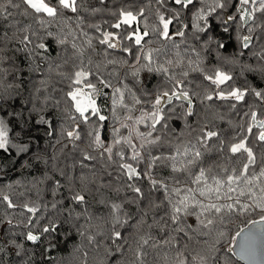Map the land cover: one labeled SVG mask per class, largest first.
Instances as JSON below:
<instances>
[{
	"label": "trees",
	"instance_id": "16d2710c",
	"mask_svg": "<svg viewBox=\"0 0 264 264\" xmlns=\"http://www.w3.org/2000/svg\"><path fill=\"white\" fill-rule=\"evenodd\" d=\"M51 2L55 3V0ZM225 3V9H217V12L209 17L208 22L211 27L206 33L197 32L195 28V12L200 7H206L202 2L184 9L176 5L174 0H103V2L84 0V7L77 13L63 10L47 28H41L34 16H22L20 13L24 5H21L20 9H10L13 16L7 19L0 17V91L7 88V85H12L7 89L5 99L0 101V116L9 122L13 130L14 142L29 144L27 153L18 154L14 148L10 149L7 155L0 151V160H2L0 192L9 194L13 203L18 205L16 208H8L7 203L0 199V247L3 248V251H0V264H135L136 257L133 251L136 248L135 241L140 235H144L145 238L150 237L149 244L142 249L146 253L142 257L143 264H176L177 252H182L189 258L190 264H193L192 257L203 250V241L206 239L210 243L219 240L216 244L218 251L212 257L210 264H244L236 257L232 240L238 230L250 224V220L259 219L258 211L249 214H227L230 219L226 218L225 224L218 225L208 237L200 234L205 230L200 229L194 216L185 218L186 224L191 225L192 229L186 228L187 235L173 233L171 228L162 232L155 222L161 221V217L167 219L168 205L162 203L165 194L162 189L150 190V181L145 175L146 171H150L155 179L164 181L170 189L183 187L186 183L188 186L197 187L191 184V177L185 173L173 172L168 165L158 163L157 167L148 168L149 153L167 156L174 154L177 146L183 150L186 145L189 147L195 145L201 151L202 159L191 165L189 171L195 175L201 167L211 169L208 173L209 183L212 182V176L223 179L231 174L232 168L239 171L246 162L243 154L233 155L228 147L236 142L233 137L240 131V126L247 128L251 122L250 116L244 115L245 112H249L250 109L257 111L258 118L264 119V101L251 92L244 102L237 104L235 109L230 107L232 103L230 101H220L215 98L211 101L204 100L205 93L213 91L214 88L204 79V73L192 71L187 63L189 59L197 60L195 52H199V59L202 61L200 67L209 75L213 74L216 68L229 72L215 65L222 63L235 69V74L241 78L242 83H245L243 86L236 84L232 86L242 89L246 87L264 89V71L259 70L264 68V59L261 58L264 55V27H262L264 14L257 12L255 19L249 20L245 25L237 11L240 7L239 0H225ZM256 6H259L258 3ZM95 8H99L100 11L93 12ZM121 9L132 11L134 14H138L143 9V15H138L137 22L131 26L121 24V27L116 29L113 25L119 22ZM177 11L180 16L169 27L170 39H164L153 31V28L162 27L158 14H163L167 19ZM227 15L235 16L236 20L224 25L222 21ZM79 17L83 18V23L79 22ZM13 20L20 21L21 27L30 24L32 29L38 32L39 38L32 37L33 43L28 45L27 51L23 49L19 38L7 39L3 36V33L7 32L8 37H12L13 32L16 31L15 27L9 26ZM200 24L201 27L204 26L203 21H200ZM91 25H99V28ZM182 25L188 27L184 28ZM145 26L149 35L144 38L142 46L145 52L148 49L153 50L151 67L155 69L163 65L169 69L168 73L149 72L141 68L138 76L132 75L130 66L140 67L146 61L143 53L140 52L141 46L134 45L124 37L137 28L142 34ZM224 27H228V32L223 31ZM249 28L253 31L249 32ZM47 31L57 35L75 32L76 43L84 50L83 56H77L76 50L72 49L70 44L59 45L52 38L46 37ZM178 31H183L184 36L175 35ZM104 32L117 34L121 46L109 49L106 45L100 44ZM246 35L253 38L248 49L242 47V37ZM209 37L212 38V43L205 47ZM68 38L70 41L73 39L71 35ZM89 38L92 41L91 46L87 43ZM40 42L49 44L47 51L35 49V45ZM217 42L224 43L225 47H218ZM126 47L132 49L131 55L123 51ZM177 53L183 58L184 63L177 64L179 58ZM136 56H140L139 65L136 64ZM109 60L116 62L109 63ZM168 60L173 63L169 65ZM50 64L53 68L55 65L61 67L49 72ZM81 66L93 73L87 81L95 84L99 90L100 94L96 97L97 105L101 109L100 114L107 119L99 121L96 117H92L87 124L81 123V139L75 141L77 146L73 147V142L62 137L60 133L61 127L69 123L66 121L64 109L70 106V98L66 96V93L72 90L70 77ZM245 66H251L257 71H249ZM61 72L66 75H60ZM184 72H188L187 77L183 75ZM231 74L234 78V73ZM171 76H175V80L183 81L181 87L192 96L197 115L188 117L185 122L181 117L188 106L187 102L173 99L164 109L166 117L171 116V119H166L168 127L161 128L157 125V131L153 136L159 135L160 143L143 150L145 157L143 161L139 163L132 161L131 149L123 143L114 149L112 161L107 159L106 154L101 156L100 152L103 149H96L92 144L94 130L99 131L105 147L112 143L114 128H119L121 135H128L130 128L137 127L135 119L142 112L154 110L152 103L159 92L174 90L175 80L170 79ZM42 80L45 81L44 85L40 83ZM101 80L110 86L106 87ZM222 87L226 88V86ZM38 88L41 89L39 93L36 91ZM117 88L124 91V104L131 109L129 111L117 105L116 116L119 119L113 117L112 103ZM133 96L138 97L141 103H135ZM46 97L47 103H43ZM218 103L230 108L231 117L223 114ZM33 104L42 111H31ZM172 108H175V111L170 112ZM11 112H23L26 117L30 115L27 124L13 119L9 115ZM129 115L133 120H125ZM41 116L51 120L52 136L47 135L45 125L38 123ZM120 121H124L130 127L121 128ZM77 122H80L79 117ZM205 125L209 130L220 133L219 138L208 141L206 146L197 143L199 130ZM21 127L24 128L22 133ZM138 128L141 132L150 130L146 124L138 125ZM90 132L92 135H89ZM256 133L257 129L254 127L248 142L256 153L257 161L255 166L250 167L249 174H258L260 168L264 167V143L257 141ZM57 140H60L59 144L56 143ZM133 142L137 145L140 143L135 135ZM221 142H223V150H220ZM119 149L125 152L124 161L115 155ZM84 152L95 159H85ZM122 162L133 163L134 167L141 171V177L129 180L124 170L120 168ZM224 168H228L229 172L225 173ZM61 171L64 175H60ZM82 175L87 177L85 183H81L79 179ZM56 180L60 181L62 187L53 195ZM176 180H179L180 184H176ZM129 184L140 187L145 197L140 199L138 194L128 187ZM8 185H11V188L7 187ZM258 188L259 186H257V195H259ZM76 192L85 195L84 203H76L71 199ZM241 201L251 202L247 197H242ZM221 202L231 203V201ZM25 203L38 208L35 215L22 207ZM53 203H56L55 208L52 207ZM113 203L123 206L119 215L122 220L128 221L123 226H115V230L120 231L123 237L115 242L111 238L113 230L111 204ZM152 204L161 206L155 208L151 207ZM141 216H144L146 224L142 229H137L135 225ZM30 219L31 224H29ZM9 220H11L10 224ZM49 221L56 225V231L41 234L44 226H50ZM147 225L152 227L149 228ZM220 231L225 232L226 235L219 237ZM28 232L40 235V240L28 241L26 239ZM169 235L175 237L172 245H161L158 248L151 246ZM118 245L122 247V251H117Z\"/></svg>",
	"mask_w": 264,
	"mask_h": 264
},
{
	"label": "snow or ice",
	"instance_id": "6c2138e0",
	"mask_svg": "<svg viewBox=\"0 0 264 264\" xmlns=\"http://www.w3.org/2000/svg\"><path fill=\"white\" fill-rule=\"evenodd\" d=\"M103 2V0H101ZM202 2L206 5V7H200L195 12V28L197 32L206 33L210 30L211 25L209 24V17L212 16L213 13L217 12V9L223 10L226 8L225 0H174L176 5H180L184 9H188L189 6H194L195 3ZM258 3V7L256 6ZM21 5H24L22 12L20 13L24 17L34 16L36 17L37 23L41 28H47V26L54 20L57 19L58 16L62 14L63 10H70L73 13H77L78 10L84 7V0H55V3H52L51 0H0V17L7 19L10 16H13V12L10 9H20ZM240 7L237 11L240 14L241 21L247 25L249 20L255 19V14L260 12L264 14V0H239ZM250 7H246L249 6ZM31 10V11H30ZM87 10V9H85ZM93 12H99V8H95L92 10ZM138 15H143V9L140 10L138 14H134L132 11H125L123 9L120 10V20L116 24L113 25L114 28L119 29L121 24L131 26L134 22H137ZM180 16V13L174 12V15L170 18H165L163 14H158V19L160 28H153L154 32H157L164 39H170L169 27L173 24L174 20H177ZM236 20V17L233 15H227L222 23L224 25H228L229 22H233ZM200 21L204 22V26L201 27ZM79 22L83 23V18L79 17ZM21 22L18 20H13L10 22V27H15L16 31L13 32L12 37H8L7 32L3 33V36L7 39H15L19 38V42L23 45V49L25 51L28 50V45L33 43L32 37H38V32L32 29L30 24L20 26ZM91 27L99 28V25H91ZM182 27L187 28L188 25H182ZM264 27V25H262ZM228 27H224L223 31L228 32ZM249 32H252L253 29L249 28ZM69 35L73 37V39L69 40ZM86 35V34H85ZM149 35L147 31V26H145V30L141 34L138 28L132 31L130 34L124 37V39L130 40L136 46L140 47V52L144 55L145 64L140 67H136V65H131L132 75L138 76L141 68L147 69L149 72L157 71L168 73L169 69L161 65L153 69L151 67L152 64V49H148L146 52L142 46V42L144 38ZM175 35L184 36L183 31H178ZM46 37L52 38V40L59 45H71L72 49L76 50L77 56H83V48L79 47L76 43V33L70 32L68 35H57L52 31L46 32ZM199 39V37H198ZM252 36L246 35L242 37L243 44L242 47L244 49H248L251 42ZM116 40L117 42H113ZM89 46H91V38L87 40ZM100 44L106 45L109 49H115L120 47L119 37L117 34L112 32H104L103 39L99 41ZM212 43V38L209 37L208 41L205 44ZM218 47L224 48L225 44L222 42H217ZM49 48V44L40 42L35 45V49L47 51ZM123 51L129 53L131 55V48H123ZM195 52V50L193 49ZM243 53H241L242 55ZM197 56V60L189 59L187 61L192 71H198L204 73V79L209 81L213 86L214 90L206 92L203 99L211 101L214 98L220 101H230V107L235 109L238 103H242L245 101L246 96L251 92L252 95L264 101V89L256 90L255 88H240L235 87L229 84L230 81H233V75L230 72L223 71L219 68L214 69L213 74L209 75L204 71L202 67H200L202 61L199 59V52H195ZM179 57V53H177ZM264 59V55L261 57ZM109 63H115L116 61L109 60ZM91 63V61H89ZM127 63V61H124ZM167 63L171 65L173 61L168 60ZM184 63L183 58L179 57L177 60V64ZM136 64H140V56H136ZM38 67V66H37ZM61 65H55V68L50 64L48 71L52 72L54 70H58ZM249 71H257V69H253L251 66H245ZM260 71H264V68L259 69ZM60 75H66V73H59ZM93 73L90 70H85L84 67H79L74 73H72L70 79L72 80V90L66 93V96L70 98V106H67L64 109L66 115V121L69 122L67 126L61 127V136L67 138L69 141L73 142V147H76L75 141L81 139V123L87 124L92 117H96L99 121H104L107 119L106 116L100 114L101 109L97 105L96 97L100 94L95 84L87 81V78L92 76ZM183 75L185 77L188 76V72H184ZM170 79L175 80V76H171ZM41 85L45 84V81H40ZM101 83L108 85L105 81L101 80ZM183 85L182 80H175L174 90L162 91L159 92L152 103L153 111L151 112H142L141 115L135 119V124L137 127L130 128L128 135L124 136L120 134L119 128L113 129L114 138L112 143L105 147L104 141L101 139L99 131H95L94 139L92 144L96 149H103L100 152L101 156L107 155V159L112 161L114 149H116L117 145H121L122 143L127 145L131 149L130 159L134 162L139 163L145 159L143 155V150L147 148H151L152 146H156L160 143L161 137L159 135L153 136V133L157 131V125H160L161 128H167L168 125L166 123V119H171V116H167L165 114V105L171 104L173 99L177 101H186L187 108L184 110L182 119L187 121L188 117H195L197 114L193 107L192 96L188 91L183 90L181 87ZM222 86H226L222 87ZM12 85H7V88L0 91V101L5 99V94L8 88H11ZM179 90H176V89ZM39 93L41 89H36ZM118 97V98H117ZM47 97L43 101V103H47ZM135 103L139 104L141 101L138 97L133 96ZM113 117L119 119L116 116V106L119 105L125 109H128V105L124 104V91L117 88L114 91L113 95ZM131 111V109H128ZM33 112L42 111V109L36 108L35 104H33L32 110ZM170 112L175 111V108L169 110ZM9 115L17 120L23 121L24 124H27L28 117L24 116L23 112H11ZM245 116H250V123L247 128H244L242 125L240 126V131L237 132V135L233 137L236 141L231 143L228 147V150L233 155L243 154L246 157V162L243 163L242 167L239 171L236 168L231 169V174L226 175L225 178L221 179L217 176H212V182L209 183V175L208 173L211 169H205L203 167L199 168L198 174L193 175L189 168L191 165L196 164L198 161L202 159L201 151L195 146L192 145L184 146L183 150H181L180 146H177L174 154H169L167 156L163 155H151L149 153L150 159L148 160V168L152 169L159 165H168L171 167L173 172L176 173H185L189 177H191V184L196 185L197 187L188 186L187 183L183 187H172L169 188V185L166 184L162 180L155 179L150 171H146L145 175L150 181L151 189L150 190H160L162 189L165 198L162 203H166L168 205V209L166 211L167 219L161 217V221H156L157 227L165 232L169 228H171V232L173 233H185L186 228L191 229V225L186 224V217L194 216L198 221L200 229L205 231H201L200 234L208 237L211 233L217 228L218 225L223 226L225 224L226 218L230 219V216L227 214H249L256 213L258 211L259 219L258 220H250L249 222L252 225H260V239L264 240V167H261L259 173L249 174V169L251 166L256 165V153L253 151V148L249 146V137L253 134V128L257 129L256 139L260 143H264V119H259V113L257 111H252L244 113ZM77 117H79L80 122H77ZM125 120H133L131 115L125 117ZM38 123L45 125L47 127V135H53L52 122L51 120L46 119L41 116ZM146 124L150 129L147 132H141L138 128V125ZM186 126L190 127V125ZM120 127L128 129L130 126L124 121H120ZM24 128H20V132L22 133ZM200 135L197 137V143L202 145H207V142L212 140L213 138H219L220 133L218 131L209 130L207 125L200 128ZM243 133V135H241ZM13 130L9 125V122L4 119L3 116H0V151H3L6 155L9 153V150L14 148L17 150L18 154L27 153L29 150V144L26 143H16L13 138ZM18 135V134H17ZM89 135H92L90 132ZM139 138V145L133 142V136ZM57 144L60 143V140L56 141ZM66 146V145H65ZM223 150V142H221V149ZM84 158L87 160H93L95 157L91 156L87 152L83 153ZM115 155L120 158L121 161L125 160V152L123 149H119L115 152ZM2 163V160H0ZM27 164V162H25ZM120 168L124 170V174L129 180H134L141 177V171L138 170L137 167H134L133 163L122 162L120 163ZM223 171L225 173L229 172L228 168H224ZM60 175H64L61 171ZM81 183H85L87 181V177L80 176L79 177ZM176 184H180L179 180L175 181ZM55 188L53 189V195H55L62 187L59 180L54 181ZM257 186H259L258 191L259 195H257ZM7 187L11 188V185ZM129 188L132 189L136 194H138L140 199L145 197V193L141 190L140 187H136L134 185L129 184ZM247 197L249 202H242L241 198ZM0 199L7 203L8 208H16L18 205L13 203L12 197L4 192H0ZM71 199L76 203H84L86 198L80 192H76L71 196ZM207 200V202H205ZM221 201H231V203H222ZM161 205L152 204L151 207L159 208ZM27 212L35 215L38 211L37 207L30 206L28 203L23 204L22 206ZM53 208L56 207V203H53ZM121 204L113 203L111 204V209L113 212L112 215V225L113 230L111 233V238L113 242L116 240L123 239L122 233L118 230H115L116 225L123 226L128 223L127 219H121L119 215L121 209ZM147 213L145 212L144 215ZM71 215V212H69ZM79 216V214H77ZM89 219H91L89 217ZM169 221L171 224H169ZM11 223V220L8 221ZM31 219L29 220V224H31ZM146 224V220L144 216H141L138 223L135 225L137 229H142ZM50 226H44L42 228V233H49L56 231V225L49 221ZM171 225H175V227H171ZM149 228L152 225H147ZM219 237H223L226 235L225 232L220 231L218 233ZM243 236V242L241 243V255L242 257H247L250 261H254V258L257 255L256 248V239L257 236L253 230H249L248 233H244L243 229L238 230L235 233V237ZM235 237H233L232 243L235 242ZM40 235L34 234L33 232H28L26 235V239L28 241L36 242L40 240ZM92 239V237H90ZM149 238H145L144 235H140L138 240L135 241L136 248L133 251V255L136 257L135 264H143L142 257L146 254L142 249L145 245L149 244ZM192 239V237H189ZM175 241V237L169 235L167 238L163 239L160 242L153 243L151 246L153 248H158L161 245H172ZM127 243V241H125ZM178 243V242H177ZM219 243V240H215L213 242H209L207 239L203 241V250L197 252L192 257L193 264H210V261L214 254L218 251L216 248V244ZM17 247H20L17 245ZM186 247V245H185ZM0 251H3V248L0 247ZM117 251H122L121 246H117ZM177 261L176 264H190L189 258L184 256L182 252H177ZM259 264H264V259H261Z\"/></svg>",
	"mask_w": 264,
	"mask_h": 264
},
{
	"label": "water",
	"instance_id": "95a60500",
	"mask_svg": "<svg viewBox=\"0 0 264 264\" xmlns=\"http://www.w3.org/2000/svg\"><path fill=\"white\" fill-rule=\"evenodd\" d=\"M253 230L255 232L257 239H256V248H257V255L254 258V261H250L247 257H242L241 255V243L243 242V236L236 237L235 242L233 244V250L236 257L241 260L244 264H259L261 259H264V240L260 239V225H252L251 223L248 224L246 227L243 228L244 233H248L249 230Z\"/></svg>",
	"mask_w": 264,
	"mask_h": 264
},
{
	"label": "rangeland",
	"instance_id": "374dc122",
	"mask_svg": "<svg viewBox=\"0 0 264 264\" xmlns=\"http://www.w3.org/2000/svg\"><path fill=\"white\" fill-rule=\"evenodd\" d=\"M215 65L216 66L218 65V66H220L222 68H225L229 72L234 73L233 81H230L229 82L230 85H233V84L242 85V86L245 85V83H242L241 78L237 74H235L236 73V70L235 69L229 68V67H227L226 65H224L222 63H215ZM217 105L221 108V110H222V112H223V114L225 116L231 117V113H230V108L229 107H224L221 103H218Z\"/></svg>",
	"mask_w": 264,
	"mask_h": 264
}]
</instances>
